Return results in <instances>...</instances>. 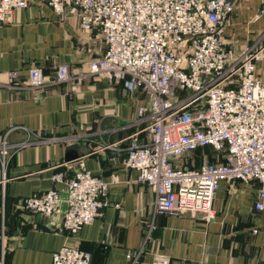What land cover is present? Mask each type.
I'll list each match as a JSON object with an SVG mask.
<instances>
[{
	"label": "crops",
	"instance_id": "0c3cea01",
	"mask_svg": "<svg viewBox=\"0 0 264 264\" xmlns=\"http://www.w3.org/2000/svg\"><path fill=\"white\" fill-rule=\"evenodd\" d=\"M232 1L223 35L239 51L264 37V0ZM104 47L98 31L82 30L75 14L60 15L42 0H30L0 26V142L5 136L16 147L5 167L0 163V264H51L64 243L89 251L90 264H150L156 253L167 255L170 264H264V209L254 206L256 181H220L209 220L202 213L155 210L152 189L122 165L132 133L142 127L138 108L148 98L87 72L88 59ZM62 63L81 80H57ZM32 66L41 68L43 85L29 83ZM139 139L145 140L144 132ZM69 148L107 181V204L74 234L62 226L65 183L54 180L56 174L62 181L73 175L74 161H64ZM53 187L62 197L53 214L20 205L22 197Z\"/></svg>",
	"mask_w": 264,
	"mask_h": 264
},
{
	"label": "built area",
	"instance_id": "2783aa9c",
	"mask_svg": "<svg viewBox=\"0 0 264 264\" xmlns=\"http://www.w3.org/2000/svg\"><path fill=\"white\" fill-rule=\"evenodd\" d=\"M29 1L0 0V26ZM43 1L60 15L75 14L82 30L100 33L105 47L88 63V73L147 96L138 108L142 127L132 133L122 165L135 169L136 180L152 189L156 211L201 212L209 220L222 180L258 182L254 206L264 208V74L257 73L264 46L253 44L240 53L227 48L222 29L232 0ZM73 78L82 77H74L67 64L56 67L57 80ZM28 81L34 87L45 83L40 67L29 68ZM206 145L221 153L217 161L194 168L175 164L182 154ZM54 180L65 183L62 226L67 232L91 223L107 204V182L81 156L68 180L62 181L61 174ZM61 201L53 187L22 197L20 205L51 215ZM90 260L89 251L64 243L52 253L51 264ZM150 264L170 263L167 255L156 253Z\"/></svg>",
	"mask_w": 264,
	"mask_h": 264
},
{
	"label": "rangeland",
	"instance_id": "374dc122",
	"mask_svg": "<svg viewBox=\"0 0 264 264\" xmlns=\"http://www.w3.org/2000/svg\"><path fill=\"white\" fill-rule=\"evenodd\" d=\"M43 1V0H42ZM232 3H233V1H232ZM233 8H234V3H233ZM20 9V8H19ZM262 9H264V7H262ZM14 10H16V9H14ZM13 10V11H14ZM13 11H12V13H13ZM261 14H264V12H261ZM11 19H12V14H11ZM222 31H223V29H222ZM223 37H224V35H223ZM225 41V40H224ZM225 44H226V46H227V48L228 49H230L233 53H240L243 49H245L246 47H248V46H250V43H249V45H246L243 49H241V50H239V51H234L230 46H228L227 45V43L225 42ZM256 45V46H258V47H261V46H264V37L262 38V39H260V40H257V41H253V43H251V45ZM99 56V55H98ZM98 56H95V57H92V58H90V59H88V61H87V67H88V63L91 61V60H93V59H95V58H97ZM258 63H261L262 65H258V66H263L262 67V73L264 74V63L263 62H258ZM257 63V64H258ZM259 68L257 67V73H258V70ZM90 74V73H89ZM95 74H97V75H100V76H102V77H105L104 75H102V74H100V73H95ZM108 79V78H107ZM109 80V79H108ZM111 81V80H110ZM113 82V81H112ZM24 144V142H21V144L20 145H23ZM11 146H14V147H11ZM12 149H16V147H15V145H12L11 143H9L8 142V140H6V137L5 136H3V138H2V140H1V142H0V163H1V165H2V167H5V164H6V161H7V157L11 154V152L12 151H14V150H12ZM221 153L220 152H217L216 150H214L213 148H206L204 151H201V153H197L196 152V154H194V155H188V160H187V162H186V164H193V165H197V164H202V163H205V162H208V161H211V160H213V161H217V158H218V156L220 155ZM81 156V155H80ZM81 157H83V156H81ZM220 157V156H219ZM179 160H180V157H178L177 159H176V161L179 163ZM85 162V161H84ZM74 163V167H75V161L73 162ZM107 182V181H106ZM228 183H235V182H229L228 181ZM258 190V189H257ZM216 194V193H215ZM215 197V196H214ZM213 208V207H212ZM257 209V208H256ZM264 209V208H263ZM262 209V210H263ZM213 212H214V210H213ZM183 213V212H182ZM184 213H187V212H184ZM201 213V212H200ZM189 214V213H188ZM203 215H204V217L206 218V216H205V214L204 213H202ZM191 215H195V214H191ZM207 219V218H206ZM154 226V224H153V222H150L149 223V225H148V229H150L151 230V228ZM149 232V231H148ZM147 234H150V232L149 233H147ZM70 245H72V244H70ZM74 246H76V245H74ZM78 246V245H77ZM79 247V246H78ZM5 250V249H4ZM154 255V254H153Z\"/></svg>",
	"mask_w": 264,
	"mask_h": 264
},
{
	"label": "trees",
	"instance_id": "16d2710c",
	"mask_svg": "<svg viewBox=\"0 0 264 264\" xmlns=\"http://www.w3.org/2000/svg\"><path fill=\"white\" fill-rule=\"evenodd\" d=\"M206 148H213V147L210 146V145L197 147V148H195V149H193V150H191V151H189V152H186V153L182 154V155L180 156L179 163H178L177 161H175V164H176L177 166L188 167V168L198 167L200 164H197V165H196V164H195V165H193V164H186V162H187V160H188V155H189V156H190V155H194V154H196V152H197V153H201V151H204ZM213 149H214V148H213ZM214 150H215V149H214ZM211 161H213V160H211Z\"/></svg>",
	"mask_w": 264,
	"mask_h": 264
},
{
	"label": "water",
	"instance_id": "95a60500",
	"mask_svg": "<svg viewBox=\"0 0 264 264\" xmlns=\"http://www.w3.org/2000/svg\"><path fill=\"white\" fill-rule=\"evenodd\" d=\"M79 157V154L74 149H68L64 155V161L73 162Z\"/></svg>",
	"mask_w": 264,
	"mask_h": 264
}]
</instances>
